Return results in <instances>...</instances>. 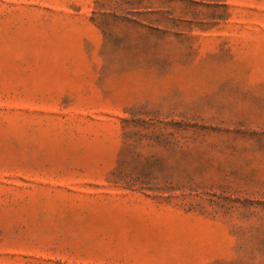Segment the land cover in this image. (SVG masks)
I'll return each instance as SVG.
<instances>
[{
    "label": "rangeland",
    "instance_id": "obj_1",
    "mask_svg": "<svg viewBox=\"0 0 264 264\" xmlns=\"http://www.w3.org/2000/svg\"><path fill=\"white\" fill-rule=\"evenodd\" d=\"M0 264H264V0H0Z\"/></svg>",
    "mask_w": 264,
    "mask_h": 264
},
{
    "label": "trees",
    "instance_id": "obj_2",
    "mask_svg": "<svg viewBox=\"0 0 264 264\" xmlns=\"http://www.w3.org/2000/svg\"><path fill=\"white\" fill-rule=\"evenodd\" d=\"M152 168H154V167H146V166H144V167H141V175H140V179H137V180H135L134 182H133V184H131V185H129V187L130 188H134V187H143L145 184H144V180L145 179H147V178H149L150 176V174L152 173V171L153 170H151ZM150 170H151V172H150ZM146 171H147V173H146ZM149 172V173H148ZM123 178H124V176H123V171L121 172H119L118 171V173H116V179L118 180V181H123ZM144 179V180H142L143 182H141V179ZM141 190H142V188H141ZM165 191V189H163V192Z\"/></svg>",
    "mask_w": 264,
    "mask_h": 264
}]
</instances>
